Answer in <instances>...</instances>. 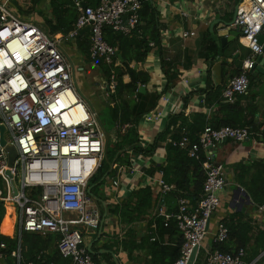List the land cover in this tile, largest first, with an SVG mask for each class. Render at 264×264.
<instances>
[{"label": "built area", "instance_id": "1", "mask_svg": "<svg viewBox=\"0 0 264 264\" xmlns=\"http://www.w3.org/2000/svg\"><path fill=\"white\" fill-rule=\"evenodd\" d=\"M27 1L0 0V128H6V147L18 150L14 167L10 168L6 147L0 144V205L14 206L22 232L58 236V252L70 264H96L86 245L84 230H99L103 218L87 190L105 160L106 132L98 114L78 91L72 66L60 48L61 40L19 15L18 8ZM89 1L75 0L80 14L67 37L75 38L90 26L91 59H103L111 65L117 49L106 41L105 30L131 34L141 22L143 0H101L96 7ZM235 25L252 56L223 90V99L230 103L248 93L249 72L255 58L263 53L264 0H243ZM194 35L185 32L183 37ZM108 88L111 93L115 91L114 78ZM251 136L249 127L215 129L208 125L197 141L184 130L181 140L173 142L192 158L199 159L202 153L207 156L201 199L193 205L182 198L179 211L173 216L184 239L175 264H189L194 249L201 248L210 233L211 219L221 207V194L229 186L225 166L212 161V149L225 141L242 143ZM12 181L18 195L14 194ZM160 184L163 194L173 189L163 174ZM257 208L264 214V204ZM71 212L76 214L66 218ZM164 216L168 226L172 216ZM228 238V227L219 223L213 233L214 242L223 243ZM6 255L7 245L1 243L0 260ZM12 257L17 264H54L46 263L42 256L36 261H25L20 252H13ZM260 263L264 264V251L251 261H247L245 249L235 254L211 249L206 254V264Z\"/></svg>", "mask_w": 264, "mask_h": 264}, {"label": "crops", "instance_id": "2", "mask_svg": "<svg viewBox=\"0 0 264 264\" xmlns=\"http://www.w3.org/2000/svg\"><path fill=\"white\" fill-rule=\"evenodd\" d=\"M148 1L157 12V21L161 31V46L159 48L155 42L150 41L151 51L146 60L141 63L132 62L131 68L149 74L150 82L147 86H141L139 92L141 88H145V91L141 93L150 94V98L156 95L160 96L156 108L142 117L135 127L122 126L113 118L114 103L111 101V92L106 83H104L105 87L103 85L101 89L103 94H99L103 96L102 102L96 100L95 89L90 88L86 97H83L89 108L97 114L101 109L111 108V129L108 132L103 129L106 136L111 135L112 143H116L120 136H125L131 128H134L138 134V143L143 149H148L159 136L164 134V139L158 141L153 154L129 150L125 157L129 163L125 164L114 160L101 179H99L100 174L98 177L96 174L95 177L98 180L91 186V192L98 202L97 205L102 214L103 221L100 227L102 235L98 241L95 240L99 237L100 229L97 231L84 230V235L88 249L94 242L92 249L97 254L92 256H97L98 264H116L114 256L118 259L119 264H152L150 245L144 243L143 240L148 236L150 228L156 229L155 218H164L166 222L165 214L172 216L168 222L174 223L177 233L166 235L165 242L162 244L167 247H176L178 241L183 240V235L173 216L178 213L180 200L184 197L176 196L173 193V186L172 191L163 194L160 184L162 174L164 178V172L161 169L168 163L167 146L172 141V135L178 131L180 126L179 124L172 126L168 131V125L175 116L179 115H182L181 120L187 119L189 123L195 121L196 114H203L209 124L220 121L222 114L220 105L216 102L219 95L217 90L220 89L222 92L230 81L242 72L244 62L252 56L251 50L241 40V31L238 36L231 35V32L238 28L234 25V18L243 0ZM100 2L101 0H90L88 3L96 7ZM26 5H34L33 0H28ZM39 7L49 15L43 14L45 17L52 16L51 0H42ZM39 7H35V9ZM76 9L80 14L79 9L77 7ZM40 18L43 19V26L34 23L45 32L61 40L60 48L72 66L73 74L77 71L85 74L88 78H95L102 74L98 66L88 61L87 55L81 48V46L85 48L91 41V30L88 27L79 32L82 36L81 39L78 38L79 35L75 38H68L67 36L73 30L66 36L62 33L53 35L45 24V18L43 16ZM141 26L142 28L149 26L152 31L151 16L146 15L142 18ZM143 31V29L140 30V33L143 34ZM185 32H194L195 35L184 38ZM222 38L228 40L222 42ZM261 39V43L264 45V32ZM119 53L117 49L114 66H122L123 57L121 59ZM112 78L116 81L115 76ZM249 78L251 84L248 93L238 96L235 103L243 108L245 118L252 123L249 126L252 136L242 143L225 141L212 149L213 161L223 164L226 168L229 186L221 194V207L211 219L210 233L203 242L194 264H206V254L213 249V233L216 232L218 224L225 219H232L236 214H243V219L253 227V240L246 249L247 257L249 259L256 258L264 251V249H259L255 255V239L260 232L264 231V214L258 210L259 205L257 206L251 193L235 183L236 176L240 174V170L235 171V167L240 163L244 165L258 163L257 167H252V174L257 170L264 171V72L255 69L253 74L249 72ZM74 81L76 83L75 79ZM130 81V76L124 77L125 83ZM208 95L210 96L208 97ZM128 98L127 100H129ZM223 102L228 101L224 100ZM106 155L107 153L105 157ZM260 183L263 184L259 185L258 190L264 197V175ZM145 187H150L153 192L151 208H141L144 213L143 218L129 225L124 220L128 221L129 218H134V215L130 213L129 218H125L116 214L115 209L127 205L133 193ZM238 187L243 188L249 198L242 194L238 195L236 192ZM135 202L137 201L132 203L135 205ZM136 207L139 208L140 205L138 204ZM7 210L8 207L4 208V216L0 224L1 230L8 215ZM151 224H153L152 227ZM1 230L2 235L19 241L18 248L13 252H20L23 256L21 246L23 232L17 213L16 220L11 224V233L14 234L10 236ZM155 240L152 238V242ZM7 258L8 255L4 260H0V264H17L15 258L12 257L10 260Z\"/></svg>", "mask_w": 264, "mask_h": 264}, {"label": "trees", "instance_id": "3", "mask_svg": "<svg viewBox=\"0 0 264 264\" xmlns=\"http://www.w3.org/2000/svg\"><path fill=\"white\" fill-rule=\"evenodd\" d=\"M41 2L42 0H33L35 7H39ZM51 7V17H45L40 11V16L45 18V24L49 27V32L53 35L59 33H62L64 36L68 35L74 30V25L79 17L74 0H51ZM146 15L151 16V23L153 25L152 31L149 26L144 28L141 26L142 18L146 17ZM141 22L137 29L130 35L115 32L111 28L105 30L106 41L112 47L117 48L118 52H120L123 57L122 66H114L113 64L109 65L103 59L92 60L90 57L91 41L85 48L81 46L84 53L87 55L88 61L94 63L101 69L104 83H106L107 86L111 84L112 77L115 76L116 89L111 93V101L114 103L113 118L122 126L131 125L132 127H135L142 117L156 108L160 97L156 95L150 98V94L139 92L141 86L148 85L150 82V76L146 72L137 71L131 68L132 62L141 63L146 60L151 51L149 45L150 41L155 42L159 48L161 46V31L159 22L157 21V12L148 0H143ZM142 29L144 30L143 34L140 33V30ZM148 35L149 38H147ZM81 37V34H79L78 38L81 39ZM127 75L131 78L129 83L124 82V77ZM217 94L219 95L217 96L216 102L220 105V113L222 114L220 121L214 124H209L203 114H196L195 121L189 123L187 119L181 120L182 115H179L172 119L167 129L169 131L172 126L180 125L178 131L172 135V142L167 146L168 163L161 169V171L164 172L163 179L166 184L174 187L173 193L176 196L179 198H187L191 200L194 205L197 204L203 194V185L206 179L203 164L207 161V156L206 153H202L199 159L192 158L189 156L187 150L181 149L179 146L174 145L173 142H179L181 140L183 130H187L191 139L197 141L199 135L208 125L215 129H220L224 126H231L233 128L249 127L252 124L245 118L242 107L237 103L232 104L230 102H223V91L221 92L220 89L217 90ZM133 96H135L134 99H132ZM209 96L210 95H208V97ZM127 97H129V100H127ZM179 121H181V123H179ZM120 139L121 140L118 142L113 143V145L111 144V148L107 150V155L103 161L102 167L96 173L97 177L100 174L99 179H101L105 172L109 170L111 162L114 160L127 164L128 161L125 160V157L129 150H134L137 153L153 154L157 148L158 141L164 139V134L163 136H159L154 144L149 146L148 149H143L138 143V134L134 128H131L129 133L125 136H120ZM257 164L258 163H255L254 165L238 164L235 167V171L240 170V174L236 176L235 183L249 191L258 206L264 204L262 192L258 190L259 185L263 184L260 182H262L264 171L257 170L256 173L252 174V167ZM95 176L92 178L90 186L95 184L98 180ZM0 187H2L1 182ZM152 197L153 192L151 188L145 187L134 192L127 205L117 207L115 213L118 215L120 214L125 218H129L130 213L134 215V218H129L128 221L124 220L130 225L132 222L143 218L144 213L141 211V208H151ZM133 201H137L135 202V205L132 203ZM138 204L140 205L139 208L136 207ZM7 207L8 215L4 220V231L11 236L14 234L11 233V224L14 223L15 218H13V216L11 217L12 212L10 211L9 206ZM3 216L4 207L0 205V224ZM155 223L156 229L150 228L148 236L143 240L144 243L150 245L152 264H175L180 257L184 239L179 240L176 247L164 246L162 243L165 242V236L177 233L175 225L172 222L166 227L164 218H155ZM222 223H224L229 229V238L223 243L214 242L213 250L218 249L224 253L235 254L240 249L246 250L248 246L251 245L253 240V227L248 221L243 219V214H236L232 219H225ZM152 225L153 224H151V227ZM152 238H155L156 240L152 242ZM58 240L59 237L54 234L23 232L21 246L25 261H36L38 257L42 256L46 263L70 264L69 260L64 259L59 254L56 247ZM1 243L7 245V259L10 260L12 258V252L19 246V241L0 233V244ZM259 249H264V231L260 232L255 239V255L259 252ZM93 259L95 263L98 264L97 256H93ZM251 260V258L249 259V257H247V261Z\"/></svg>", "mask_w": 264, "mask_h": 264}, {"label": "rangeland", "instance_id": "4", "mask_svg": "<svg viewBox=\"0 0 264 264\" xmlns=\"http://www.w3.org/2000/svg\"><path fill=\"white\" fill-rule=\"evenodd\" d=\"M40 11H42V13L44 15H48L47 12H44V9L42 10L40 7L35 9L34 5H29V6L25 5L24 7H19V14L23 18H26L28 20H31V21L36 22L39 25L43 26L42 25L43 24L42 23L43 19L40 18V16H39ZM73 78L76 80V85H77L79 93L81 94V92H83L81 94L82 97H86L85 95H87L89 89L91 88V89H95V92L97 94L96 100L99 101V102L103 101V96H101L103 94V92L101 91V89L103 88V85H104V79H103L104 77L102 76V74L100 76H98V77H95V78L94 77L93 78H90V77L88 78L87 76H85V74H81V73L75 71V73L73 74ZM104 87H105V85H104ZM99 94H101V95H99ZM93 99H94V97H93ZM96 108L98 109V106H96ZM110 112H111V108H108L107 110L106 109H104V110L101 109V110L98 111L99 121H100L102 127L107 132L110 131V129H111L110 128V122H111ZM119 140H121V139L119 138L117 140V142ZM111 144L113 145V143L111 142V135L108 134L107 135V141H106V153H107V150L111 148ZM1 185H3V184L1 183ZM89 187H91L90 184H89ZM94 192H96V191H94ZM92 198L94 199L95 205H97L98 202L96 201V199L94 197H92ZM8 206L10 208V211L12 212L11 217L13 216V218H15V220H16V211L14 209V206L12 204H9ZM0 230H1V227H0ZM2 230H3L4 234H5L4 223H3V226H2Z\"/></svg>", "mask_w": 264, "mask_h": 264}, {"label": "water", "instance_id": "5", "mask_svg": "<svg viewBox=\"0 0 264 264\" xmlns=\"http://www.w3.org/2000/svg\"><path fill=\"white\" fill-rule=\"evenodd\" d=\"M84 6H86V4H84ZM236 19H237V11H236L235 18H234V25H235ZM88 28L91 30V27L90 26ZM239 32H240V29L238 27L236 31H232L231 32V35L238 36L239 35ZM227 40H228L227 38H222V42H226ZM118 55L122 59V56L120 55V53ZM255 69H257V70H259L261 72H264V48H263V53L255 58V64H254V67L251 69L250 73L253 74V72L255 71ZM144 91H145V88H141L140 89V92H144ZM5 130H6L5 126H1V128H0V131H1L0 144H1L2 147H6V140L4 138ZM6 150L8 152V157H9V167L10 168H13L14 167L15 160L18 157V150L15 147H6ZM8 175L10 177H12L10 171L8 172ZM12 185H13L14 194L15 195H18L19 190H18L17 186L15 185V182L14 181H12ZM91 190H92V188L89 187L88 190H87V192H88L89 195H91L93 197V194H92ZM236 192H237L238 195L242 194L246 198H249L248 194L241 187H238L237 190H236ZM101 235H102V228L100 229L99 237L95 241H98L101 238ZM93 246H94V242H92L90 244L89 252L92 255H95L97 253L92 249ZM199 250H200L199 247H196L194 249L189 264H194L195 263V261L197 259V256H198V253H199ZM114 257L116 259V264H119V261L116 258V256H114Z\"/></svg>", "mask_w": 264, "mask_h": 264}, {"label": "bare ground", "instance_id": "6", "mask_svg": "<svg viewBox=\"0 0 264 264\" xmlns=\"http://www.w3.org/2000/svg\"><path fill=\"white\" fill-rule=\"evenodd\" d=\"M18 13H19V10H18ZM20 15V14H19ZM21 16V15H20ZM22 17V16H21ZM26 19V18H25ZM76 213H67L66 215H65V217L66 218H71V217H73L74 215H75Z\"/></svg>", "mask_w": 264, "mask_h": 264}]
</instances>
